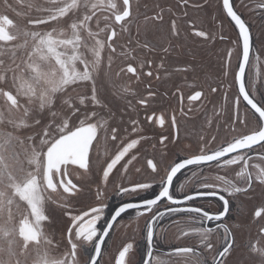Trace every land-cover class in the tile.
Masks as SVG:
<instances>
[{
    "label": "snow or ice",
    "instance_id": "obj_1",
    "mask_svg": "<svg viewBox=\"0 0 264 264\" xmlns=\"http://www.w3.org/2000/svg\"><path fill=\"white\" fill-rule=\"evenodd\" d=\"M3 4L0 175L19 173L16 194L32 214L22 225L30 234L22 230L21 239L25 251L35 246V264H137L133 243L122 242L115 253L107 244L130 210L137 228L144 218L141 264H171L154 254L158 232L167 231L165 218L177 226V240L196 238L169 251L183 264H264V245L243 238L254 228L264 240V80L259 70L264 0H239V6L235 0ZM245 11L259 15L258 34ZM224 19L236 38L235 47L227 49L222 77L229 75L238 50L237 69L226 87L223 78L215 85L203 78L196 60L198 53L229 40ZM250 59L254 71L246 75ZM222 88L223 103L217 106L213 94ZM208 104L215 120L208 116ZM214 125L217 134L210 131ZM189 138L195 147L184 145ZM109 142L114 153L101 156L95 149ZM141 161L136 167L134 162ZM133 169L141 179H131ZM185 170L191 176L182 181ZM213 170L215 175H206ZM93 184V201L75 210ZM109 185L121 197L112 208L106 203ZM147 192L151 196L142 195ZM200 198H215L219 207L206 210L190 203ZM49 203H58L68 217L67 243L58 256L48 251L53 245L46 231ZM184 217L187 228L180 226Z\"/></svg>",
    "mask_w": 264,
    "mask_h": 264
},
{
    "label": "rangeland",
    "instance_id": "obj_2",
    "mask_svg": "<svg viewBox=\"0 0 264 264\" xmlns=\"http://www.w3.org/2000/svg\"><path fill=\"white\" fill-rule=\"evenodd\" d=\"M10 3L16 5V0H9ZM41 2H47V0H41ZM151 2V0H149ZM237 6H239V0L236 1ZM17 10H21L17 5ZM7 10L4 7L3 0H0V13H5ZM7 14L10 15L14 20L21 22L22 17H17L14 12L8 11ZM244 16L246 19L250 20V23L253 24L254 33L258 34L259 26L261 21L256 17V14L250 15L247 11L244 12ZM224 32L229 37L227 42L218 43L211 51H205L204 53H198L196 60L197 63L201 65L203 69V78L208 79L210 83L215 85L219 79L223 78L225 80V87L227 83L231 82L233 79V72L237 69L238 64V50L233 52V56L231 58V65L229 68V75L225 78L221 75L222 64L224 62V58L227 54V49L230 47H235L231 41L235 40L236 34L233 29L228 26L227 19H224ZM219 24L220 21H217V32L219 33ZM133 35H135V30H133ZM195 47V46H194ZM182 58L191 59V56L185 55ZM251 74V62L249 65L248 75ZM225 88L221 89L220 94H213V98L215 99V103L217 106L223 103V92ZM78 91L83 92L84 89H78ZM230 99L235 98V89H228ZM242 103L240 106L241 115L243 116L245 113V107ZM208 116L215 120V117L212 116V104H208ZM203 115L200 114V120H203ZM223 123V120L220 121ZM212 134L216 133L215 125L210 130ZM219 136L224 138L227 136V132L221 128L219 131ZM184 145L193 144L195 147L194 138L185 139L183 141ZM172 147V146H170ZM99 152L101 156H104L107 151L109 155L114 153L115 148L112 146L111 142L108 144H101L97 146L95 149ZM183 155V154H179ZM257 162V161H255ZM142 161L140 163H135L136 167L142 165ZM119 167V166H118ZM215 170L212 172H207L206 175L213 176L215 175ZM118 175V174H117ZM191 172L185 171L184 175L181 176V180L183 181L186 177H190ZM131 179H141V177L137 176L134 172V169L131 173ZM21 179L19 178V173L12 170V178H9L8 175H0V262L2 264H15L18 260L19 264H35L36 259L38 257L35 256V246H30L26 251L23 249V240L21 239V232L24 231L25 234L28 233L27 228L22 229V225H25V222L31 220V211L28 208L27 204L21 198V196L16 194V188L21 183ZM193 187L192 184L188 185V188ZM188 190V189H186ZM95 185L91 186V192L85 189L84 195L76 206L75 210H79L80 207L85 206L91 203L94 199ZM116 195V192L113 190V187L109 185V188L106 193V203H109L110 199ZM243 200H247L245 197ZM214 204V203H213ZM212 206H215L212 205ZM47 211L51 216V222L46 226V231L53 239V245L48 248L49 254L58 256L61 252L65 250L66 246V235L64 233V226L68 221V217L63 215L61 208L58 206V203H49L47 206ZM244 214L246 215L248 212V205L245 204L243 206ZM246 232V231H245ZM119 232L114 236L111 242L110 250L114 253L117 247H119L120 242L117 241L119 239ZM254 236V237H253ZM244 238V237H243ZM251 240L259 241L260 245H264V240H260L256 230L253 228L251 231ZM255 241H253L254 243ZM58 245V247H57ZM42 250H43V246ZM105 259H108L105 256Z\"/></svg>",
    "mask_w": 264,
    "mask_h": 264
},
{
    "label": "flooded vegetation",
    "instance_id": "obj_3",
    "mask_svg": "<svg viewBox=\"0 0 264 264\" xmlns=\"http://www.w3.org/2000/svg\"><path fill=\"white\" fill-rule=\"evenodd\" d=\"M237 0H235L236 2ZM256 17H260L258 14H256ZM261 21V20H260ZM251 62V73L254 71L252 65L254 64V61L250 59ZM250 65V64H249ZM248 70L249 66L246 67V75H248ZM260 78L261 80H264V64L260 65ZM244 106V105H243ZM258 162V161H257ZM255 163V161H253ZM186 171V170H185ZM221 174H223V170H221ZM229 178H232V174L229 173ZM143 196H151V192L147 193H142ZM245 197H242L241 199L243 200ZM125 200H128L129 197L125 196ZM245 201V200H244ZM119 203H121V197L116 193L115 196H113L109 203L110 208L117 206ZM194 206H200L205 208L206 210H216L219 207L220 202L217 201L215 198H200L195 201L190 202ZM215 206H212L214 205ZM237 203H240V201H237ZM135 217V211L130 210V214L125 215L123 221H121V224H117L115 227V230L111 233V239L107 241L109 249L111 248V242L114 238V236L119 232L118 236L119 239L117 241H121L120 245L122 242H130L134 244L133 251L137 253L135 256V259L137 261V264H141V257L143 256L144 252L146 251V240L144 239V232L141 231L140 229L143 228L144 225V218L141 217L138 221L139 228L136 227L137 221L134 219ZM182 220V223L180 226L182 227H189L190 225H187L186 220L187 218H180ZM131 222L133 224V227L127 228V227H122V224H128ZM102 223V221H101ZM163 228L167 229L166 232H158V238L156 242V248L154 250V254L159 256L161 259L168 260L171 262V264H176L177 261H179V264H183L182 258L179 257H170L168 255L169 251L175 247V246H183L184 243L187 244H194L196 243V238H188L186 241H181L177 240L175 238V235L177 233V226L172 224L171 219L165 218V220L162 222ZM160 236H163V238H159ZM254 237V236H253ZM244 239L247 241L248 239H251V235L249 236L248 232L246 231L244 233ZM252 242L255 241L254 243H257L256 240H251ZM119 245V246H120ZM119 247H117L118 249ZM115 250V252L117 251ZM114 252V253H115Z\"/></svg>",
    "mask_w": 264,
    "mask_h": 264
}]
</instances>
